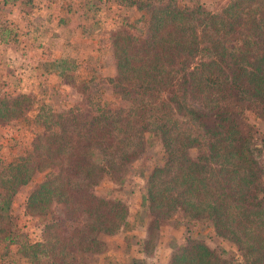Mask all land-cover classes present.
I'll list each match as a JSON object with an SVG mask.
<instances>
[{
    "label": "trees",
    "instance_id": "1",
    "mask_svg": "<svg viewBox=\"0 0 264 264\" xmlns=\"http://www.w3.org/2000/svg\"><path fill=\"white\" fill-rule=\"evenodd\" d=\"M113 2L140 29L120 18L105 34L111 74L70 85L69 105L48 110L0 95L1 256L93 264L109 248L125 255L128 226L148 257L168 225L184 235L165 264H264V0ZM136 163L144 218L130 227L127 205L94 189L117 191ZM21 190L34 240L14 215ZM203 224L235 254L187 235Z\"/></svg>",
    "mask_w": 264,
    "mask_h": 264
},
{
    "label": "rangeland",
    "instance_id": "2",
    "mask_svg": "<svg viewBox=\"0 0 264 264\" xmlns=\"http://www.w3.org/2000/svg\"><path fill=\"white\" fill-rule=\"evenodd\" d=\"M209 1L218 7L227 0ZM180 2L190 5L187 0ZM118 12L113 0H7L6 4L0 0V95L27 94L46 110L52 106H68L74 98L70 85L111 74L101 60L106 54L104 36L111 27L124 18L129 33L139 31V22L136 24L134 21L136 17L127 11ZM62 83L67 85L58 86ZM82 102L79 100V103ZM188 128L203 135L195 124L190 123ZM5 133L0 127L1 155L7 152L6 148L10 145L5 142ZM20 141L24 144L22 139ZM139 164H134L120 187L115 189L117 191L107 181L94 189L98 195L109 194L127 205L130 227L144 218L143 171L138 168ZM25 196V191L21 190L13 197V207L17 210L13 214L17 216L18 223L24 225L23 231L28 239L34 240L39 236L38 226L21 218L18 212ZM127 228L125 226L121 234L131 247L125 249V255L109 248L93 264H122V257L126 264H165L170 246L179 244L184 235L181 229L172 232V227L166 225L161 228L149 256L143 257L137 253L139 244L135 239L140 234ZM187 235L202 239L211 249L220 247L228 254H235L231 245L214 237L207 224L196 226ZM10 250L1 256L3 250L0 247V264H26L17 256L11 257Z\"/></svg>",
    "mask_w": 264,
    "mask_h": 264
}]
</instances>
